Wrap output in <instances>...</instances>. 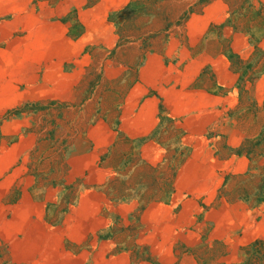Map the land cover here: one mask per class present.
Here are the masks:
<instances>
[{
	"label": "rangeland",
	"instance_id": "374dc122",
	"mask_svg": "<svg viewBox=\"0 0 264 264\" xmlns=\"http://www.w3.org/2000/svg\"><path fill=\"white\" fill-rule=\"evenodd\" d=\"M60 1L17 0L13 13L0 16V264H54L55 258L59 264H116L121 255H127L130 264H246L250 245L236 254L237 249L222 241H209L206 230L201 235L199 229L197 234V223L189 227L194 234L170 233L185 238L179 246L174 238L172 247L146 244L153 232L150 227L162 228L160 236L169 235L167 227L151 224L150 216L146 224L141 222L142 212L150 202L172 204L174 172L188 151L181 143L183 129L164 114L151 137L164 149L161 162L147 169L138 156L126 158L111 180L101 185L110 198L94 203L101 209L97 218L106 219L107 225L86 240L83 234L70 231L80 217L77 184L81 180L70 181L68 163L71 154L90 141L86 127L104 113L111 116L116 130L118 105L113 103L117 94L135 84L143 56L160 47L188 15L206 11L215 16L216 7L208 5L216 0H132L136 1L132 8L108 17L119 36L118 48L129 47L126 54L111 53L121 68L104 71L99 62L82 69L77 65L74 79L65 74L74 65H62L60 58L75 55L77 47L67 44L52 22L61 23L64 35L72 39L83 32L84 25L77 10L65 11ZM223 1L225 20L210 31L218 33L226 62L221 65L217 58L205 57L206 64L195 76L198 85L223 91L228 98L216 130L210 129L206 136L218 140L225 163L217 169L216 194L193 200L190 216L199 223L204 211L240 198L264 212V204H256L258 193L264 195V83H256L264 80V55L257 44L264 33V14L251 10L248 0ZM241 32L248 38L234 40V34ZM234 43H244L251 52L239 55ZM73 83L75 87L70 86ZM234 90L237 104L231 100ZM258 128L256 136L242 139L239 146H227L228 141L237 142V130L251 134ZM233 155H243L248 162L233 161ZM106 157L101 155L99 162ZM180 179L178 190L200 189ZM203 185L204 190L209 184ZM207 197L212 198L209 204ZM183 203L180 200L170 207L172 213L177 214ZM39 210L41 222H37ZM157 213L164 218L163 212ZM190 216L186 212L182 221ZM146 225L150 231L143 234ZM262 261L257 255L252 264Z\"/></svg>",
	"mask_w": 264,
	"mask_h": 264
},
{
	"label": "crops",
	"instance_id": "0c3cea01",
	"mask_svg": "<svg viewBox=\"0 0 264 264\" xmlns=\"http://www.w3.org/2000/svg\"><path fill=\"white\" fill-rule=\"evenodd\" d=\"M16 1L0 0V16L13 13ZM131 1H60L67 7L65 11L75 8L80 22L84 25L83 32L77 38L72 39L64 35L65 27L61 23L52 22L61 30L60 36L64 37L65 42L75 45L78 50L77 55H64L60 58L62 65H70V63L74 65L71 66L70 72H65L68 78H75L73 74L77 70V65L82 69L91 63L99 62L100 65H103L104 71L114 67L121 68L122 65L119 64L117 58L111 56V53L126 54L129 47L118 48L119 36L108 17L111 13L125 9ZM248 3L251 10H257L264 14V0H248ZM208 7H216L215 16L208 15L206 11L188 15L182 26L170 33L160 47L143 56L138 67L135 84L122 95H120L121 93L117 94L113 103L118 105L114 114V118L118 120L117 129H114V124L110 120L111 116L108 117L104 113H100L94 124L86 127V137L90 139L87 141L88 144L83 149L81 148L80 152L76 150L71 154L73 159L70 164L68 163L67 177L70 181H75L76 178L81 180L80 182L77 179L78 200H80L78 207L81 210L78 211L79 219L72 223L70 231L83 234L84 240L95 237L96 233L107 225L106 219L97 218L101 215V209L94 203L110 198L106 193L107 190L101 185L104 186L108 183L121 163L131 156H138L142 162H145L144 167L147 169L154 168L161 162L164 149L157 140L151 137L160 123L162 114L172 119L176 126L183 129L184 136L181 143L188 147V151L174 172L172 204L166 206L162 203L150 202L142 212L141 222L146 224V218L150 216L151 224L158 223L159 226L167 227L168 232L170 231L169 235L160 236L162 228L150 227L153 232L146 244L151 247H172L175 244L172 241L174 238L176 246H179L178 243L181 244L185 241V231L194 234L192 230L194 223L198 224L195 229L197 234L199 229H201V235L206 230L209 241H222L224 246L237 249L236 254L240 248L264 240V212L258 206L241 201V198L230 204L223 201L225 204L204 211L200 223L190 216L194 213L191 208L194 205L193 200L204 199L205 194H216L220 183L217 169L223 167L225 163V157L219 153L221 148L216 145L218 140L212 141L206 136L210 129L216 130L214 128L217 125L216 120L219 115L224 114V104L228 98L225 97L223 91L219 92L216 88L212 89L206 84L198 85L200 82L195 80V76L206 64L205 57L217 58V62H220L221 65L226 62L218 33L210 31L214 24L219 25L224 22L225 3L223 0H216ZM59 16L61 14L57 17ZM234 36V40L238 41L248 38L242 32L236 33ZM257 44L264 55V33L259 37ZM235 45L234 51L239 55L246 56L251 52V49H247L248 47L244 43L238 46L237 43H234ZM242 46L245 48H241ZM109 56L110 58H108ZM256 83L257 86L262 85L264 80ZM75 85L76 83H73L70 86L75 87ZM231 100L234 104L238 103L235 90ZM258 132L259 128L251 134L237 130V142L228 141L227 146L232 148L239 146L242 139L254 137ZM140 141L143 143L134 147V144ZM101 155H107L103 162H99ZM231 160L241 163L248 162L243 155H233ZM211 174H215L214 178L210 176ZM180 178L184 183L199 185L200 191L197 190V187L194 190L195 194L191 188L187 187L178 190ZM203 184L209 185L203 190L205 186ZM180 200L184 201L182 208L177 214H173L170 207L172 208ZM206 200L209 204L212 198L207 197ZM160 211L165 214L164 218L162 215L158 216L157 212ZM39 212L37 222H41L42 212L40 210ZM186 212L190 217L182 221ZM187 224V228L182 227ZM208 224L209 229L204 228ZM189 227L192 229L190 230ZM150 230L146 225L143 234ZM155 231H157L156 235ZM173 231L175 233L183 231L185 235L182 237L178 234L173 237L170 235ZM61 236L63 237V235ZM185 245L189 246L192 243H185ZM70 257L72 255L69 253ZM236 257L234 255V258ZM119 259L120 262L116 264H130L127 255L117 256L115 260ZM52 263L59 264L60 261L55 258Z\"/></svg>",
	"mask_w": 264,
	"mask_h": 264
},
{
	"label": "trees",
	"instance_id": "16d2710c",
	"mask_svg": "<svg viewBox=\"0 0 264 264\" xmlns=\"http://www.w3.org/2000/svg\"><path fill=\"white\" fill-rule=\"evenodd\" d=\"M135 4L136 1L131 2L125 9L119 11V13H123L125 10L132 8ZM260 203L264 204V195L258 193L256 198V204H260ZM257 255H259V258L261 260H263L262 262L264 264V241H256L250 245V247L246 251V256H247L246 264H252V260H254V258H256Z\"/></svg>",
	"mask_w": 264,
	"mask_h": 264
}]
</instances>
